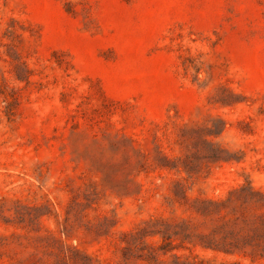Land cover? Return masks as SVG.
I'll return each mask as SVG.
<instances>
[{
    "label": "rangeland",
    "instance_id": "1",
    "mask_svg": "<svg viewBox=\"0 0 264 264\" xmlns=\"http://www.w3.org/2000/svg\"><path fill=\"white\" fill-rule=\"evenodd\" d=\"M0 264H264V0H0Z\"/></svg>",
    "mask_w": 264,
    "mask_h": 264
},
{
    "label": "trees",
    "instance_id": "2",
    "mask_svg": "<svg viewBox=\"0 0 264 264\" xmlns=\"http://www.w3.org/2000/svg\"><path fill=\"white\" fill-rule=\"evenodd\" d=\"M211 204L214 206L212 212L220 213V205L216 203ZM220 231L223 233L222 238L219 240H211L210 243L205 246L206 249L224 253H229L231 250L242 251L244 249V246L241 245L245 242V239L240 238L238 234L229 232L230 230L226 224L220 228Z\"/></svg>",
    "mask_w": 264,
    "mask_h": 264
}]
</instances>
